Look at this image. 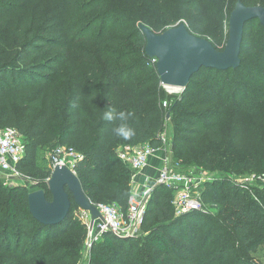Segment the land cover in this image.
Segmentation results:
<instances>
[{"label": "trees", "instance_id": "obj_1", "mask_svg": "<svg viewBox=\"0 0 264 264\" xmlns=\"http://www.w3.org/2000/svg\"><path fill=\"white\" fill-rule=\"evenodd\" d=\"M197 1V5L203 3V0ZM181 2L172 0L175 12H184L185 5ZM122 3L123 0H116L114 5L111 0H0V128L12 127L21 134L26 152L18 167L23 173H38L41 169L39 152L43 149L64 145L80 152L83 157L76 163L74 171L91 202H97L93 188L97 177L95 166L118 162L124 171L118 174L117 179L108 180L106 187L112 193L111 201L125 212L130 194L128 181L132 172L116 157L117 146L149 143L153 148H158L161 145L158 135L163 131L166 112L170 113L174 128L171 137L176 142L180 132L194 119L196 102L190 100L188 95L194 86L193 79L200 76L201 71L214 73L204 74L203 77L211 79L213 85H220L222 90L228 89L229 85L237 88V85L229 81L228 74L235 69L217 71L202 68L190 78L180 98L163 109L161 103L165 95L157 82L156 67L150 64V58L145 54V37H140L135 43L132 34H127L124 27H107L111 12L118 17L124 13ZM224 4L223 0L217 3L216 17L220 19V33ZM144 21L148 22L146 19ZM253 21L245 25L244 31ZM149 23L156 33L155 24ZM97 24V30H93ZM218 33L211 34L209 41L217 51ZM241 68L240 58V65L236 69L239 71ZM25 96L31 97L36 105L35 110L21 113L10 108L12 101ZM109 107L133 113L127 121L135 129L131 139L112 135V124L102 119L103 112ZM259 118L253 128L255 140L247 155L237 156L229 150L222 156L192 157L185 162V168L213 170L215 161L218 167L220 164L227 165V170L234 168L264 174V111L259 113ZM115 123L119 124V121ZM88 163L90 166H87ZM41 176L49 178V170L43 167ZM229 185L231 183L223 180L204 182L201 192L202 198H214L223 207L209 222V229L211 233L219 235L217 241L225 246L236 238L238 230L242 229L245 234L252 232V229L264 230L263 210L256 208L259 205L252 198L258 192ZM226 186L230 188L222 194ZM41 189L47 191L46 186ZM29 192L27 185L7 186L0 175V214L3 215L0 250L12 247L15 242L12 232L20 237L28 235L29 243L33 245L56 233L68 222L71 211L66 220L58 225H40L28 210ZM156 192L171 193L160 185H156ZM154 193L145 208V215L155 209L150 208ZM46 195L47 199L51 198L48 191ZM163 195L157 203L161 211L159 216L169 223L152 228L138 247V259H143L141 256L144 255L154 264L171 262L172 237L193 242L195 224L186 226V221L202 216L198 211H191L174 218L172 196ZM69 197L72 210L75 204L70 193ZM220 217L223 219L220 220ZM29 225H32V229L27 234ZM117 239L119 237L112 234H104L92 245L88 264H115ZM152 250H156L159 256L151 257ZM229 250L224 253L228 254ZM239 251L244 253L245 248L230 252ZM190 252L194 254L191 263L206 264L200 260V252L195 253L192 248Z\"/></svg>", "mask_w": 264, "mask_h": 264}, {"label": "rangeland", "instance_id": "obj_2", "mask_svg": "<svg viewBox=\"0 0 264 264\" xmlns=\"http://www.w3.org/2000/svg\"><path fill=\"white\" fill-rule=\"evenodd\" d=\"M115 1L111 0V3L114 5ZM181 1V4L185 5L183 13L175 12L176 8L172 4V0H123L124 13H120L118 17L117 14L111 12V21L109 23L106 21L107 27H124L127 29V34H132V41L135 43L144 36L140 29L141 25L152 29L149 21L155 24L157 34L184 25L190 34L210 41V35L219 32L218 50L223 51L228 39L230 14L236 3L242 2L246 6L264 4V0H223L225 2L223 27L222 33H220V29H218L220 19H217L216 13L218 12L217 3L222 0H203L200 5H197V0ZM194 4L197 6H193ZM145 19L148 22H145ZM97 27L98 24L93 30H97ZM240 58L242 68L239 71L235 69L228 73L229 81L235 82L237 88L229 85L228 89L222 90L220 85H213L210 83L211 79L203 77L204 74L214 73L201 71L199 73L201 75L193 79L194 86L188 95L190 100L196 102L194 119L185 130L180 132L178 140L175 142L171 137L174 128L170 113L166 112V116L163 118V131L167 137L169 155L176 168L181 172L192 169L198 177V181L201 180L197 187L200 195L204 182L223 180L231 183L229 185L231 187L237 186L249 192L252 189L257 191L258 193L252 198L259 205L256 208L262 209L264 214V188L260 185V182L264 180V174H257L256 171L244 172L234 168L227 170V165L220 164L218 167L215 161L212 164L213 170H205L202 167L185 168L187 167L185 162L192 157L222 156L229 153V150H232V154L237 156H244L251 152L255 140L253 128L259 122V113L264 111V27L259 23V20L246 26ZM155 73L157 74V71ZM157 82L165 95L161 106L163 109H167L170 103L180 98L183 90L180 93L169 94L161 85L158 74ZM165 100L166 106L163 105ZM10 108L25 113L35 110L36 105L31 97L25 96L12 101ZM85 125L88 124L85 123ZM51 150L43 149L39 152L41 169L37 174L22 172L23 180L16 181V184L27 185L30 192L44 186L47 187V179L41 174L43 167L49 170L48 154ZM157 154L160 156L161 152ZM89 162L91 163V161ZM90 163L87 166H90ZM95 170L97 172L96 180L93 183L95 201L112 204L119 208L111 201L112 193L107 189L106 182L117 179L118 174L124 171L123 167L116 162L111 165H96ZM131 174L132 177L135 175ZM132 177L128 181L129 193H139L143 187L132 181ZM201 178L204 180L208 178L209 181H203ZM146 186L152 188L146 201L147 206L151 194L155 192V180ZM229 186H226L222 194L226 193ZM169 191L171 193H154V202L150 208L155 209L153 212L144 214L138 235L119 238L115 241V264H148V261L149 264H154L153 260L144 258V255L141 256L143 259L140 257L138 259V247L143 244L145 236L152 228L169 223L168 221L164 222L159 216L161 211L157 204L158 200L164 196L163 194H168L167 196H172L173 199L175 193ZM201 203L202 211L198 212L202 216L186 221V226L195 224L192 238L194 241L189 242L185 239L172 237L171 262L167 264H193L190 261L194 255L190 252L191 248L195 253H201L200 260L206 264H264V230L252 229V232L247 234L242 229L238 230L236 238L225 246L222 242L217 241L219 235L211 233L209 229V222L217 216V212L223 207L218 200L211 197H201ZM172 210L173 217L176 218L174 209ZM80 214V208L74 205L68 222L61 226V229L33 245L29 243L28 235L20 237L12 232L11 235L15 242L10 249L0 250V264H88L90 252V248L86 246L88 230L80 219ZM222 219L223 217H220V220ZM2 223L3 215L0 214V236ZM31 229L32 225H29L26 230L27 234ZM228 248L230 249L229 253H224ZM240 248H245V252H230L231 250L236 252ZM150 254L153 258L159 256L156 250H152ZM135 260L140 262L136 263Z\"/></svg>", "mask_w": 264, "mask_h": 264}, {"label": "water", "instance_id": "obj_3", "mask_svg": "<svg viewBox=\"0 0 264 264\" xmlns=\"http://www.w3.org/2000/svg\"><path fill=\"white\" fill-rule=\"evenodd\" d=\"M253 20H259L264 27V4L246 6L237 2L230 14L228 39L223 51H217L206 39L190 34L184 25L162 34L143 25L140 29L145 37V54L157 58L156 71L161 85L184 91L190 78L202 68L228 71L239 67L244 27ZM47 191L50 199H47ZM47 191L37 189L27 196L28 210L40 225L55 226L66 220L72 204L69 193L74 204L90 214V226L100 217L76 173L67 166L54 167L47 181Z\"/></svg>", "mask_w": 264, "mask_h": 264}, {"label": "built area", "instance_id": "obj_4", "mask_svg": "<svg viewBox=\"0 0 264 264\" xmlns=\"http://www.w3.org/2000/svg\"><path fill=\"white\" fill-rule=\"evenodd\" d=\"M149 57V56H148ZM150 64L156 67L157 58L149 57ZM169 94L180 93L183 89L175 90L170 86H163ZM166 106V101L163 102ZM158 138L161 145L153 148L149 143L129 145L121 144L115 149L118 160L133 174L146 168L156 152H161L156 185L173 191L175 194L171 200L175 215H181L191 211H202L201 195L197 187L201 180L192 169L181 172L173 164L167 149V137L162 131ZM26 148L19 132L12 127L0 128V175L8 186L17 185L16 181L23 180L19 164L25 156ZM82 154L73 147L57 145L48 154L49 172L55 166H67L73 172L76 163L82 159ZM49 178H47L48 181ZM209 181L208 178H205ZM198 181V182H197ZM264 188V180L260 182ZM139 193L131 192L127 200L125 212L112 204L92 202L97 208L100 217L93 221L90 226V214L80 209V219L86 225L88 234L86 246L91 249L104 234H112L116 237H132L138 235L141 221L145 214L146 201L152 188L142 186Z\"/></svg>", "mask_w": 264, "mask_h": 264}, {"label": "clouds", "instance_id": "obj_5", "mask_svg": "<svg viewBox=\"0 0 264 264\" xmlns=\"http://www.w3.org/2000/svg\"><path fill=\"white\" fill-rule=\"evenodd\" d=\"M132 115L131 112L109 107L108 110L103 112L102 119L112 124L111 133L113 136L128 140L135 135V129L127 123ZM116 121H119V124H116Z\"/></svg>", "mask_w": 264, "mask_h": 264}, {"label": "crops", "instance_id": "obj_6", "mask_svg": "<svg viewBox=\"0 0 264 264\" xmlns=\"http://www.w3.org/2000/svg\"><path fill=\"white\" fill-rule=\"evenodd\" d=\"M157 153L158 152H156L154 157L151 159L149 165L147 166L148 168H145L142 171L136 173L132 177V181L136 182L139 185L146 186L149 185L152 182V180H156L160 165V158L162 156V154L158 156Z\"/></svg>", "mask_w": 264, "mask_h": 264}, {"label": "bare ground", "instance_id": "obj_7", "mask_svg": "<svg viewBox=\"0 0 264 264\" xmlns=\"http://www.w3.org/2000/svg\"><path fill=\"white\" fill-rule=\"evenodd\" d=\"M172 88H175V90L179 89L178 87H172Z\"/></svg>", "mask_w": 264, "mask_h": 264}]
</instances>
